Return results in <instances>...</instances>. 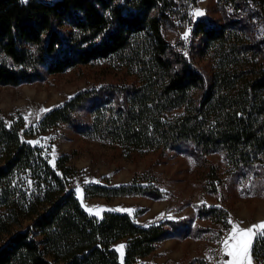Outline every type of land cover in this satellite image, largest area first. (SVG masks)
<instances>
[{"label":"trees","instance_id":"1","mask_svg":"<svg viewBox=\"0 0 264 264\" xmlns=\"http://www.w3.org/2000/svg\"><path fill=\"white\" fill-rule=\"evenodd\" d=\"M217 1L224 22H198L202 45L189 59L164 33L169 0H0V83L32 81L40 66L56 74L113 58L137 79L108 94H76L44 116L40 131L75 122L87 107L82 130L126 151L192 144L202 157L223 153L235 171L264 164V0ZM197 57L211 62L200 66ZM23 126V118L8 126L0 112V264H123L113 246L123 238L125 264H139L181 224L90 213L70 188V157L55 168L43 147L23 140ZM210 173L218 176L217 166ZM137 193L159 194L137 182L85 189L86 197ZM253 254L264 264V239Z\"/></svg>","mask_w":264,"mask_h":264},{"label":"rangeland","instance_id":"2","mask_svg":"<svg viewBox=\"0 0 264 264\" xmlns=\"http://www.w3.org/2000/svg\"><path fill=\"white\" fill-rule=\"evenodd\" d=\"M169 2L171 9L164 33L190 59L194 46L202 45V39L195 34L198 22L222 23L226 9L217 0ZM198 8L205 15L197 19L193 13ZM189 29L190 34L184 39ZM195 60L200 66L211 62L210 57ZM38 73L32 81L16 85L0 83V112L8 126L24 119L20 132L23 140L38 142L32 144L44 148L55 168L61 156L70 157V165L76 168L75 174L69 177L70 188L75 190L80 185L81 194L75 192L84 207L92 209V214L104 209L99 216L105 211L128 213L143 226L163 221L181 223L177 229H169L167 237L157 244L154 252L141 257L139 264H217L220 241L231 228L226 222L229 217L234 222H242L241 227L245 228L264 221V164L257 162L235 171L223 153L213 152L202 157L192 144L150 152L126 151L115 142L82 130L91 118L87 107L80 111L75 122L40 131L38 125L44 116L76 94L87 89H102V93L108 94L110 86L133 83L136 74L121 67L115 59L96 60L56 74L40 66ZM25 116H29L27 121ZM216 166L218 176L214 177L210 170ZM85 179L91 182L84 184ZM136 182L153 186L159 194L137 193L112 198L85 195L86 187L91 184L119 186ZM212 207L220 211L215 218L205 215ZM168 227L172 225L169 223ZM5 238L0 235V245ZM127 244V238L113 244L123 264ZM120 245L125 247L119 250ZM252 256L253 264H259L253 252Z\"/></svg>","mask_w":264,"mask_h":264},{"label":"snow or ice","instance_id":"3","mask_svg":"<svg viewBox=\"0 0 264 264\" xmlns=\"http://www.w3.org/2000/svg\"><path fill=\"white\" fill-rule=\"evenodd\" d=\"M194 17H200L205 15L203 10L197 9L193 13ZM189 31L184 33V39H187ZM41 111H47L45 109H41ZM29 115H32L31 113ZM27 121L29 116L24 117ZM28 143H38L33 141H28ZM53 151H55L53 149ZM91 181L88 179L84 180V184H88ZM98 182V181H95ZM77 194H81V187L77 184L75 189ZM90 213L92 209H87ZM126 212H133L134 209H122ZM104 211V209H99L96 211L95 215L99 216L100 213ZM231 224V228L229 233L220 241L222 247L219 251L220 259L217 261V264H253V247L254 242L257 240L264 239V221L258 222L257 224L251 225L247 228L241 227V223L239 221L234 222L231 217L226 221ZM125 246L120 245L119 250H122ZM228 257V259H224V257Z\"/></svg>","mask_w":264,"mask_h":264},{"label":"water","instance_id":"4","mask_svg":"<svg viewBox=\"0 0 264 264\" xmlns=\"http://www.w3.org/2000/svg\"><path fill=\"white\" fill-rule=\"evenodd\" d=\"M198 9L202 10L201 8H198ZM200 17H201V16H200ZM200 17H196V18L198 19V18H200Z\"/></svg>","mask_w":264,"mask_h":264}]
</instances>
